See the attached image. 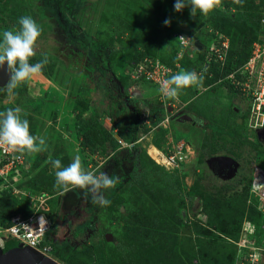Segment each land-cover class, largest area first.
<instances>
[{
	"label": "rangeland",
	"instance_id": "obj_1",
	"mask_svg": "<svg viewBox=\"0 0 264 264\" xmlns=\"http://www.w3.org/2000/svg\"><path fill=\"white\" fill-rule=\"evenodd\" d=\"M174 2L0 0V32L16 30L19 17L31 16L40 26L41 34L34 44L35 55L29 61L35 63L45 54L47 56V63L42 67L46 75L41 72L34 74L13 90L14 95L0 89V112L18 106L21 117L29 122L30 134L42 136L46 142L43 151L26 152V166L10 178L16 192L13 189L8 192L13 198L23 199L22 211H35L38 202L35 198L30 200L23 192L35 196L37 187L48 196L44 204L46 214L68 206L70 202L72 206L79 205L84 189L78 187L67 191L73 199L66 196L68 200L62 205L61 195L67 192L53 186L56 169L51 165L52 159H59L62 166H67L79 156L85 171L99 175L98 168L106 157L104 150L100 148L99 153H88L72 129L77 113L81 112V117H96L94 119L102 128L118 137L108 113L113 111L119 122L126 121L127 114L114 111V104L108 101L111 81L107 71L119 80L126 95H139L157 102L159 88L152 82L133 77L129 64L131 57L153 56L175 68L177 73L186 71L185 67L182 69L179 65L177 68L173 63L179 49L177 32H186L191 39L203 44L211 41L214 35L209 32L207 15L197 13L190 16L189 6L177 12L171 7ZM164 5L167 7L163 9ZM166 19L169 21L167 25L164 24ZM185 54L189 60L196 57L195 49H189ZM98 56L101 68L95 66ZM202 86L204 89L196 90V93L188 88L182 89L177 96L182 103L179 110L189 114L192 122H179L170 115L159 122V128L147 123L148 129L141 133L137 145L141 154L151 160L142 158L145 172H140L141 166L137 167L134 178H139L120 189L113 204L100 210L89 227L75 239L77 249L73 258L79 260L78 264L117 262L123 254L119 255L114 246L119 240L121 244L127 240L123 234L127 226L124 221L130 219L128 210L136 204L147 213L155 207L151 198L160 199L159 193L166 200L168 196L173 198L171 209L175 213V221L182 223L178 241L181 246H187L192 235L189 225L194 221L204 223V200L209 196L224 197L220 190L225 184H234L240 175L238 173L228 181L218 177L208 162V158L214 155H234L232 157L239 162L240 170L250 178L248 199H257V205L264 210V187L259 180V173L264 172V143L254 142V132L245 126L249 114L244 121L237 112H233L235 106L249 111L248 104L223 81ZM141 108L145 114L146 107L141 105ZM152 147L159 150L160 155H150L148 150ZM172 155L176 156L174 160L163 157ZM142 173H148V178H141ZM153 182L156 192L152 195L145 184ZM234 186L231 185V189ZM240 187L236 186L233 192ZM137 193H140L139 201ZM89 202L92 203L91 197ZM259 240L264 243V230H261ZM56 245L58 254L51 251L52 256L66 264L59 254L66 255L67 247Z\"/></svg>",
	"mask_w": 264,
	"mask_h": 264
},
{
	"label": "trees",
	"instance_id": "obj_2",
	"mask_svg": "<svg viewBox=\"0 0 264 264\" xmlns=\"http://www.w3.org/2000/svg\"><path fill=\"white\" fill-rule=\"evenodd\" d=\"M164 7L167 6L164 5L162 8ZM171 7L174 9L173 6ZM184 9L185 7L181 10ZM263 18L264 0H219L218 5L207 14V19L210 22L209 28L229 38V46L222 68L218 66L219 62L213 60L206 63L204 67V51L196 49L194 59L189 60L187 54H184L182 58H177L175 55L173 63L179 62L181 68L185 67L186 71L199 70L201 73L198 77L202 76V80L199 81L202 85L214 83L247 60L252 42L264 37V25H260ZM177 45L179 47L178 42ZM142 57H131L129 61L131 73L135 63ZM29 63L32 62L29 61ZM95 66L97 68L102 66L99 56L96 57ZM107 72L111 81V91L107 95L108 101L114 104V111L127 114V120L117 121L113 111H110L108 115L113 121L112 124L118 138L130 145L121 146L117 143L116 137L109 130L102 128L94 119L96 117H81V112L77 113V120L72 130L80 138L81 146L90 154L99 153L100 148L103 149L106 157L98 168V174L105 173L118 182H115L112 189H110L111 186L107 190H102L103 195L110 201L106 206L89 202L93 194L84 189L80 196L81 201L78 202L79 205L72 206L70 202L68 206H61L60 209L58 207L56 211H47L50 226L45 232V241L51 245V251L55 254H58L55 249L58 247L56 244H64L67 247L66 255L59 254L66 264H78L79 260L73 258L77 249L75 239L89 227L97 213L113 204L120 189L139 178V176L134 178V174H137V167L139 169L141 166L140 172H145L141 160L146 155L141 154L140 147L137 145L139 133L148 129L147 123L159 128V122L168 115L166 108L159 100L155 102L139 95H134V97L126 95L119 80L113 73ZM41 73L47 74L43 68ZM222 81L233 93L239 94L226 80ZM188 89L196 93L194 85L189 86ZM141 105L146 107L145 114ZM233 112H237L244 121L248 115V110H243L239 106H235ZM244 124L247 127V123L244 122ZM229 155L234 157L232 153ZM262 168L264 170V165ZM147 174L142 173L140 177L146 178ZM244 180L245 184L238 191L233 192L236 186L231 189V185L234 184H225L220 190L221 193L224 192V197L209 196L204 200L202 205V212L205 215L204 223L194 221L189 225L192 235L189 240L191 242L187 246H181L178 241V230L182 223L180 224V220L175 221L176 216L171 209L173 206L171 196H168L167 200L160 193V199L152 197L151 200L155 207H151L152 210L147 213L142 212L139 205L133 204L128 210L131 212L130 219L124 221L127 226H125L123 235L127 240L124 244H121L119 240L114 246L115 251L123 255L117 262H111V264H233L235 246L231 240L237 239L242 221L247 219L255 223L258 235L262 230L261 224L264 223V213L258 208V200L248 199L250 178L245 176ZM155 185L154 182L150 185L145 184V188L153 195L156 192ZM35 186L37 187V184ZM37 188L35 192H41L39 187ZM138 195L140 193H137ZM61 196L62 205L65 200H68L66 196L73 199L68 192ZM140 199L141 197L138 196V201ZM22 200L11 197L7 189L0 193L1 224H8L9 217L13 214L19 212L23 216L30 214V211L21 210ZM12 241L8 240L4 247H10ZM129 250L134 253H129ZM94 264H99V262L96 261Z\"/></svg>",
	"mask_w": 264,
	"mask_h": 264
},
{
	"label": "built area",
	"instance_id": "obj_3",
	"mask_svg": "<svg viewBox=\"0 0 264 264\" xmlns=\"http://www.w3.org/2000/svg\"><path fill=\"white\" fill-rule=\"evenodd\" d=\"M260 25H264V18L261 19ZM209 32L214 36L206 45L202 43V48L198 49L193 39L183 31L176 33V39L179 44L177 51V58L189 52V49H196L204 51L203 66L206 63L213 61L219 62V67L225 61L226 51L229 46V38L223 33L213 31L209 28ZM188 49V50H187ZM180 63L175 62L174 66L179 67ZM176 72V69L170 67L157 58L144 57L135 63L132 69V75L136 78H142L146 81L156 84L160 88L162 81L168 78L169 75ZM197 75H200L199 70H194ZM211 74H209L210 76ZM226 80L229 85L238 92L241 97L247 101L248 104V127L255 129L264 124V37L261 40H255L251 44L250 54L247 60L239 67L228 72L224 77L218 81ZM196 90H203L200 82L195 84ZM158 100L162 105L167 108L170 107V113L163 118L164 120L175 115L180 110L182 104L178 97L169 98L165 97L161 92L158 95ZM163 122V120H162ZM141 138L139 133L138 141ZM121 146H129L130 144L120 138H116ZM26 152H13L7 146L0 145V193L5 188L16 189L12 187L10 178L17 174L21 169L26 166ZM165 157L166 160L176 158L175 155ZM12 192V193H13ZM11 193V194H12ZM24 196L35 200L38 205L35 211L27 216L20 213L13 214L9 217L8 224L2 225L0 223V245L8 239L17 240L27 246H30L44 256L52 257L51 245L45 241V232L49 229L50 221L44 212L45 200L48 198L43 192H36L35 196L32 194L24 193ZM18 196V195H16ZM264 213V210L258 206ZM261 229L264 230V223L261 224ZM235 246L234 262L233 264H264V245L260 242L259 235L256 231L255 223L244 219L236 240H231Z\"/></svg>",
	"mask_w": 264,
	"mask_h": 264
},
{
	"label": "clouds",
	"instance_id": "obj_4",
	"mask_svg": "<svg viewBox=\"0 0 264 264\" xmlns=\"http://www.w3.org/2000/svg\"><path fill=\"white\" fill-rule=\"evenodd\" d=\"M218 3L219 0H175L173 8L178 12L187 5L189 6L190 16H196L197 13L206 16ZM17 23L18 28L16 30H3L0 32V66L6 63L11 73L6 85L0 89H6L9 94L13 95L14 89L34 74L41 72L42 67L47 63L46 54L41 60L29 63V58L35 55L34 44L41 34V28L37 22L31 16L25 15L19 17ZM168 23L169 21L166 19L164 24L167 25ZM195 40L197 39H193V43ZM200 80H202V76L198 77L194 71H180L164 79L159 91L165 97L175 98L182 89L195 85ZM20 112L21 109L18 106L0 112V145L7 146L13 152L32 153L43 151L46 148L45 138L30 134L29 122L21 117ZM51 165L56 169L54 187H58L62 192H67L74 187L87 189L88 193L93 194L91 196L92 203L102 206L110 203L103 195L102 190H107L113 186L115 179L105 173L97 176L90 171H85L81 166L79 156L74 157L67 166H62L59 159H52ZM259 180L264 187L263 171L259 173ZM44 212L46 214V211ZM8 240L0 247L3 248ZM13 241L18 242L17 240ZM49 258L56 260L53 256Z\"/></svg>",
	"mask_w": 264,
	"mask_h": 264
},
{
	"label": "water",
	"instance_id": "obj_5",
	"mask_svg": "<svg viewBox=\"0 0 264 264\" xmlns=\"http://www.w3.org/2000/svg\"><path fill=\"white\" fill-rule=\"evenodd\" d=\"M194 45L198 48H202V44L195 40ZM10 70L7 68L6 63L0 66V88L4 87L10 78ZM167 112L171 111L170 107L166 108ZM173 118L179 122H192V117L186 112L179 111ZM209 161L214 162L220 166H226V177L234 174L237 167V161L228 155H214L208 158ZM197 200H195V203ZM107 238V234H105ZM10 247H0V264H63L52 258L45 257L42 253L36 249L24 245L22 243L12 241Z\"/></svg>",
	"mask_w": 264,
	"mask_h": 264
},
{
	"label": "flooded vegetation",
	"instance_id": "obj_6",
	"mask_svg": "<svg viewBox=\"0 0 264 264\" xmlns=\"http://www.w3.org/2000/svg\"><path fill=\"white\" fill-rule=\"evenodd\" d=\"M245 104H247V101H245ZM247 127H248V125H247ZM248 129H250L252 132H254L253 133V141L254 142L256 141V142H259V143H264V124L262 126H260V127L255 128V129H252V128H249V127H248ZM221 155H228V156L232 157L229 154H221ZM208 162H209V164H211L212 171H214V173H216V175L218 177H220L222 179L227 178V181H228V180H232L235 177V175L237 176L238 173H239L240 175L237 177V179H235L234 185L243 186L245 184L244 178H245L246 174H245V171L240 170V168H239L240 164H239L238 161H237L236 171L234 172L233 175H231L229 177H226V172H227L226 166H220V165L215 164L214 162L209 161V160H208ZM238 168H239V170H238ZM231 177H233V178H231ZM237 182H239V183H237ZM230 184H232V183H230Z\"/></svg>",
	"mask_w": 264,
	"mask_h": 264
},
{
	"label": "bare ground",
	"instance_id": "obj_7",
	"mask_svg": "<svg viewBox=\"0 0 264 264\" xmlns=\"http://www.w3.org/2000/svg\"><path fill=\"white\" fill-rule=\"evenodd\" d=\"M151 147V146H150ZM149 154L151 155L152 153H154V155L155 156H157V155H160V152H159V150H157L156 148H154V147H152V148H150L149 150ZM162 157V156H161ZM153 158V157H152ZM166 160V159H165Z\"/></svg>",
	"mask_w": 264,
	"mask_h": 264
}]
</instances>
